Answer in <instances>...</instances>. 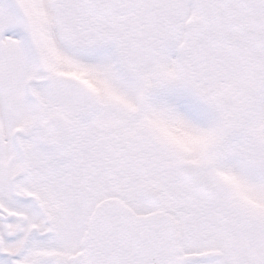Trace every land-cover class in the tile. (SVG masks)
Returning <instances> with one entry per match:
<instances>
[{
	"label": "snow or ice",
	"instance_id": "obj_1",
	"mask_svg": "<svg viewBox=\"0 0 264 264\" xmlns=\"http://www.w3.org/2000/svg\"><path fill=\"white\" fill-rule=\"evenodd\" d=\"M0 264H264V0H0Z\"/></svg>",
	"mask_w": 264,
	"mask_h": 264
}]
</instances>
